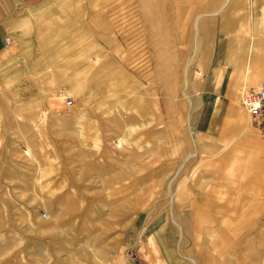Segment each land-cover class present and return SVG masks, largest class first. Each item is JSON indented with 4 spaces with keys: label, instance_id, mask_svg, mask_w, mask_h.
Here are the masks:
<instances>
[{
    "label": "rangeland",
    "instance_id": "obj_1",
    "mask_svg": "<svg viewBox=\"0 0 264 264\" xmlns=\"http://www.w3.org/2000/svg\"><path fill=\"white\" fill-rule=\"evenodd\" d=\"M38 18L0 64V264H264V115L240 102L259 83L235 85L264 57V0Z\"/></svg>",
    "mask_w": 264,
    "mask_h": 264
},
{
    "label": "crops",
    "instance_id": "obj_2",
    "mask_svg": "<svg viewBox=\"0 0 264 264\" xmlns=\"http://www.w3.org/2000/svg\"><path fill=\"white\" fill-rule=\"evenodd\" d=\"M50 0H0V64L4 62L21 61V57L28 52V47L33 46L34 41L30 34V28L37 29L36 25L39 20V15L43 14L46 10V4ZM8 37L10 41L5 42L4 37ZM260 53H264V45L260 46ZM258 53H254L247 64V69L243 77L238 74L241 72V64L237 66L235 74L236 87L253 86L257 83L264 82V57L261 59ZM246 125V124H245ZM85 254L90 255L89 250H85ZM122 262L119 264H136V257L133 262L125 261V255L121 257ZM131 260V259H130ZM37 264H46L37 263ZM47 264H60V263H47ZM65 264V263H61ZM68 264H93L89 262L87 257L86 261L82 263H68Z\"/></svg>",
    "mask_w": 264,
    "mask_h": 264
},
{
    "label": "built area",
    "instance_id": "obj_3",
    "mask_svg": "<svg viewBox=\"0 0 264 264\" xmlns=\"http://www.w3.org/2000/svg\"><path fill=\"white\" fill-rule=\"evenodd\" d=\"M4 41L8 42L9 38L5 37ZM240 102L254 118L264 115V82L245 89L241 93Z\"/></svg>",
    "mask_w": 264,
    "mask_h": 264
}]
</instances>
